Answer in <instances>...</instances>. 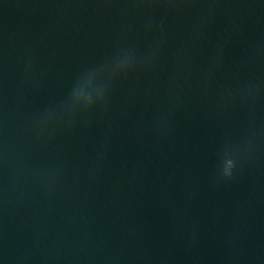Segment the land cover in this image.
Masks as SVG:
<instances>
[{"label":"water","instance_id":"95a60500","mask_svg":"<svg viewBox=\"0 0 264 264\" xmlns=\"http://www.w3.org/2000/svg\"><path fill=\"white\" fill-rule=\"evenodd\" d=\"M0 264H264V0H0Z\"/></svg>","mask_w":264,"mask_h":264}]
</instances>
